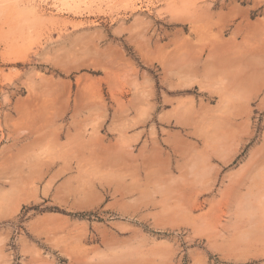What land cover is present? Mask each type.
<instances>
[{"label":"rangeland","instance_id":"obj_1","mask_svg":"<svg viewBox=\"0 0 264 264\" xmlns=\"http://www.w3.org/2000/svg\"><path fill=\"white\" fill-rule=\"evenodd\" d=\"M0 264H264V0H0Z\"/></svg>","mask_w":264,"mask_h":264},{"label":"bare ground","instance_id":"obj_2","mask_svg":"<svg viewBox=\"0 0 264 264\" xmlns=\"http://www.w3.org/2000/svg\"><path fill=\"white\" fill-rule=\"evenodd\" d=\"M24 8V7H23ZM22 8V9H23ZM24 10V9H23ZM27 11V10H26ZM26 11H24V12H26ZM63 72V71H62ZM42 76V75H41ZM42 80V79H41ZM43 80H45V79H43ZM48 80V79H47ZM47 80H46V82H47ZM50 81V80H49ZM55 82V81H54ZM37 83V82H36ZM53 83V82H52ZM49 84V83H48ZM48 84H46V86L48 85ZM30 86V85H29ZM99 86V85H98ZM42 87V86H41ZM48 87V86H47ZM53 87V86H52ZM60 87V86H59ZM46 88V87H45ZM45 88H43V89H45ZM49 88V87H48ZM48 90V89H47ZM48 91H50V90H48ZM44 92V91H43ZM42 92V93H43ZM55 92V91H54ZM44 96H46V94H44ZM47 97V96H46ZM49 97H51V96H49ZM52 98H53V96H52ZM51 98V99H52ZM58 98V97H57ZM47 99V98H46ZM34 100V99H33ZM37 101V100H36ZM69 102V101H68ZM51 103V102H50ZM49 106H51V105H49ZM40 110H42V109H40ZM52 121V120H51ZM60 132V131H59ZM55 134V133H54ZM51 167V166H50Z\"/></svg>","mask_w":264,"mask_h":264}]
</instances>
